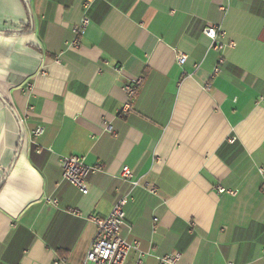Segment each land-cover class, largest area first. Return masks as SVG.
<instances>
[{
	"label": "crops",
	"instance_id": "obj_1",
	"mask_svg": "<svg viewBox=\"0 0 264 264\" xmlns=\"http://www.w3.org/2000/svg\"><path fill=\"white\" fill-rule=\"evenodd\" d=\"M86 1L0 0V264H83L125 165L126 264H264V0ZM72 155L104 165L87 194Z\"/></svg>",
	"mask_w": 264,
	"mask_h": 264
},
{
	"label": "built area",
	"instance_id": "obj_2",
	"mask_svg": "<svg viewBox=\"0 0 264 264\" xmlns=\"http://www.w3.org/2000/svg\"><path fill=\"white\" fill-rule=\"evenodd\" d=\"M93 0H87L85 3V9H88ZM91 19L88 15H85L82 22L74 28L75 37L68 44L69 47H77L79 44L80 35H84L87 26L90 24ZM222 28L217 25H208L203 29L204 35L212 40H216L219 32ZM176 59L179 65H184L187 62L188 55L182 51H177ZM224 60L220 59V64ZM221 66L218 65L214 68L213 74L219 73ZM143 82V77H138L134 80L127 82L123 89L127 94V101L121 109L122 115L129 114L132 111V99L136 95L140 85ZM211 84L208 83L206 88L209 89ZM264 100V97L260 98ZM106 128L108 131L112 130L110 124L107 123ZM44 132V127L39 126L35 129L34 135L39 136ZM231 142L235 141V138L230 139ZM62 167V179L63 181L75 186L83 194L89 192L87 180L90 175L99 173L104 170V165L97 163L95 165H88L85 163V159L82 156L72 155L63 157L61 159ZM260 172L264 173V168H260ZM120 178L123 182L122 187H118L116 190L115 200L111 209V212L106 217L98 215H92L91 219L97 226L96 236L93 243L87 252L83 264H126L127 257L133 249L134 245L127 242L121 235V228L126 224V206L133 200L135 190L142 186L140 179L136 178L134 171L128 165L123 166ZM145 188L152 194H157L158 189L156 186L145 184ZM224 188H219V192H225ZM230 194H235L236 191L228 190ZM49 201L57 203V198H49ZM159 219L154 217L153 230L156 231L158 227ZM181 258L180 252H173L165 255L161 258L162 264H176ZM136 264H142L140 258ZM232 264V263H229Z\"/></svg>",
	"mask_w": 264,
	"mask_h": 264
}]
</instances>
